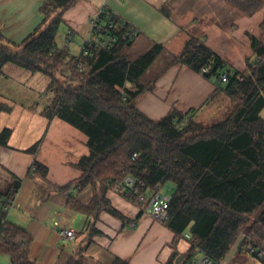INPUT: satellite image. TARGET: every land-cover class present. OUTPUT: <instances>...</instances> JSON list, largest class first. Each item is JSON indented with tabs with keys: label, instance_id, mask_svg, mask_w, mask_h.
I'll list each match as a JSON object with an SVG mask.
<instances>
[{
	"label": "trees",
	"instance_id": "trees-1",
	"mask_svg": "<svg viewBox=\"0 0 264 264\" xmlns=\"http://www.w3.org/2000/svg\"><path fill=\"white\" fill-rule=\"evenodd\" d=\"M80 1L47 0L41 8L42 23L21 44L8 42L0 33V77L8 64L47 76L48 90L54 92L52 103L45 108L47 116L59 118L89 139V155L76 165L82 176L63 190L92 187L94 196L88 206L71 196L70 207L93 222L107 212L130 224L108 200L110 190L139 207L140 219L152 195L172 183L176 191L164 224L175 237L167 264H177L181 256L191 260L198 249L222 262L239 241L240 252L247 242L264 248V46L253 39L256 60L249 62L251 73L244 75L227 69L224 60L204 42L190 40L170 65L187 66L207 80L216 79L219 87L225 85L235 109L225 120L208 127L195 121L194 111L182 114L173 109L154 121L137 108V102L152 90L156 79L148 85L142 79L166 52L165 47L154 45L131 61L125 50L135 39L121 40L111 51L90 48L88 54L73 56L56 40L64 13ZM228 1L249 17L263 7L260 0ZM160 11L171 16L167 4ZM103 12L113 17L110 11ZM226 72L230 79L224 84L219 79ZM57 74L66 81L61 83ZM10 111L0 101V114ZM11 137L10 129L0 132V146H8ZM33 166V176L47 179L46 166L37 161ZM129 177L135 181V191L125 184ZM19 187L16 182L0 192V255L8 256L11 264H36L30 258L33 238L8 221L6 207L15 200ZM181 240L190 245L186 255L179 253ZM68 264L84 263L71 258ZM113 264L130 263L116 258Z\"/></svg>",
	"mask_w": 264,
	"mask_h": 264
},
{
	"label": "crops",
	"instance_id": "crops-1",
	"mask_svg": "<svg viewBox=\"0 0 264 264\" xmlns=\"http://www.w3.org/2000/svg\"><path fill=\"white\" fill-rule=\"evenodd\" d=\"M46 1L0 0V33L10 43H23L42 23L41 8ZM170 1L82 0L64 13L57 44L70 50L73 56H79L90 36L91 21L106 9L136 31L132 46L125 50L127 55L130 48L141 44L145 51L141 56L154 45H162L171 56H179L193 37V14L190 11L181 19L172 14L165 16L160 8ZM210 39L211 36L206 34L208 47ZM38 75L25 73L8 64L0 77V101L11 108L10 112L0 114V132L12 130L8 146H0V192L20 182L15 206L8 212V221L33 238L31 260L36 264H68L71 258H80L84 264H113L116 258H120L130 264H158L157 256L165 248L167 253L163 259L166 264L173 254L171 244L175 235L164 223L146 214L138 219L139 207L120 192L110 190L107 198L130 224L107 212L101 213L93 222L70 207L71 196L84 206H88L94 196L92 187L83 191H76L74 187L70 191L63 190L82 176L76 165L89 155V139L59 118H49L46 107H37L38 91L23 83L22 79L37 82ZM48 80L47 85L50 84ZM154 80L152 90L137 102V108L154 121L162 120L173 109L182 114L194 111L196 116L208 109L206 107L216 94L223 100L233 101L226 94L225 85L219 87L216 79L207 80L181 64L169 65L149 82L143 83L148 85ZM223 108L210 112L232 113L223 112L226 107L223 105ZM262 113L264 109L261 112L264 119ZM36 145V151L30 152ZM35 161L48 168L47 179L31 174ZM94 228L101 234L95 233ZM63 230L74 231V239L63 237ZM189 248V243L184 240L178 245L181 255H186Z\"/></svg>",
	"mask_w": 264,
	"mask_h": 264
},
{
	"label": "rangeland",
	"instance_id": "rangeland-1",
	"mask_svg": "<svg viewBox=\"0 0 264 264\" xmlns=\"http://www.w3.org/2000/svg\"><path fill=\"white\" fill-rule=\"evenodd\" d=\"M260 1L263 7L251 17L234 8L228 0H171L170 3L166 4L171 14L178 19L189 15L191 11V14H193V30L191 31L193 37L190 40H200L205 38L206 34H209L211 36L209 47L224 60L227 69L249 75L251 73L249 62L253 63L256 60V55L252 47L253 39L255 38L264 46V0ZM143 52L145 53L142 45L136 44L128 50V55L131 60H135L144 54ZM172 57L167 51L163 52L149 69L142 82H149L152 78L163 72L170 65ZM14 66L18 67L16 65ZM22 70L28 73V71ZM57 77L61 83L66 81L59 74H57ZM23 79V83L26 82L28 86L38 91L37 107L44 109L52 103L54 92L48 90V77L39 74L37 76V79H39L37 82H27ZM53 90H56V87ZM223 105L226 107V110L223 112H233L236 106L233 101L223 100L222 96L216 94L206 107L208 109H204L195 116V121L205 127L222 122L230 113H211L210 111L216 112L218 108H220L218 109L219 111H222L224 109ZM262 115L264 116V113ZM44 147V150H46V144ZM161 191L164 195L172 197L176 191V187L172 183H167L162 186ZM242 239L243 236L241 237ZM239 246L240 241L222 261L223 264H264L251 255L242 254L239 251ZM162 250L157 256L156 262L158 264H165L163 258L167 252L166 249L165 252ZM195 258H197V255L193 256V259ZM0 264H11L10 258L6 255H0Z\"/></svg>",
	"mask_w": 264,
	"mask_h": 264
},
{
	"label": "built area",
	"instance_id": "built-area-1",
	"mask_svg": "<svg viewBox=\"0 0 264 264\" xmlns=\"http://www.w3.org/2000/svg\"><path fill=\"white\" fill-rule=\"evenodd\" d=\"M136 36V31L133 28L130 29V25L119 20L114 14L113 17L106 15L102 9L91 21V33L83 47L82 53L85 52V54H88V49L90 48L111 51L119 41H131ZM229 79L230 75L226 72L222 74L219 80L225 84L229 82ZM238 79L241 82L245 81V77H239ZM136 157L137 155L134 158ZM35 172L36 167L32 166L31 173L34 174ZM125 184L131 191H135V181L132 178H127ZM170 205L171 197L164 195L161 189H159L147 202L145 214L157 222L165 223L169 219ZM14 206L15 200L10 202L9 206L6 207V211L9 212ZM61 235L68 239H74L75 237V233L72 230H63L61 231ZM241 253L251 255L264 263V248H255L251 243H247L242 248ZM195 255H197V258H192L188 261H184L183 259L180 264H223V262H216L210 259L199 249Z\"/></svg>",
	"mask_w": 264,
	"mask_h": 264
},
{
	"label": "water",
	"instance_id": "water-1",
	"mask_svg": "<svg viewBox=\"0 0 264 264\" xmlns=\"http://www.w3.org/2000/svg\"><path fill=\"white\" fill-rule=\"evenodd\" d=\"M200 41L204 42L205 41V38L200 39ZM183 258H184L183 256L179 257V259L177 261V264H180L181 261L183 260Z\"/></svg>",
	"mask_w": 264,
	"mask_h": 264
}]
</instances>
